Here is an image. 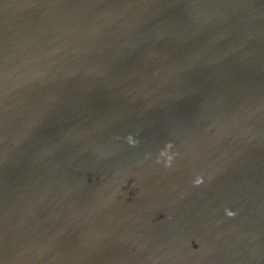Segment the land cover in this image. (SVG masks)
I'll return each instance as SVG.
<instances>
[{"label": "water", "instance_id": "1", "mask_svg": "<svg viewBox=\"0 0 264 264\" xmlns=\"http://www.w3.org/2000/svg\"><path fill=\"white\" fill-rule=\"evenodd\" d=\"M0 264H264V0H0Z\"/></svg>", "mask_w": 264, "mask_h": 264}, {"label": "clouds", "instance_id": "2", "mask_svg": "<svg viewBox=\"0 0 264 264\" xmlns=\"http://www.w3.org/2000/svg\"><path fill=\"white\" fill-rule=\"evenodd\" d=\"M229 215H232V213H229Z\"/></svg>", "mask_w": 264, "mask_h": 264}]
</instances>
